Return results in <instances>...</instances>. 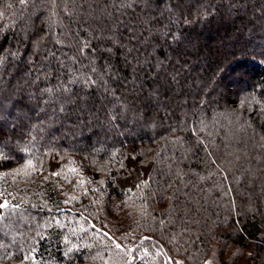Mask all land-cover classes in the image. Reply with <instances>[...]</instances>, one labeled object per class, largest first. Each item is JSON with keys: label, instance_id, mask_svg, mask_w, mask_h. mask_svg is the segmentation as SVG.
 Segmentation results:
<instances>
[{"label": "trees", "instance_id": "trees-1", "mask_svg": "<svg viewBox=\"0 0 264 264\" xmlns=\"http://www.w3.org/2000/svg\"><path fill=\"white\" fill-rule=\"evenodd\" d=\"M0 82V264H264V0H0Z\"/></svg>", "mask_w": 264, "mask_h": 264}, {"label": "rangeland", "instance_id": "rangeland-1", "mask_svg": "<svg viewBox=\"0 0 264 264\" xmlns=\"http://www.w3.org/2000/svg\"><path fill=\"white\" fill-rule=\"evenodd\" d=\"M209 8H210V6L208 5V6H206V10H209ZM239 10L242 12L243 10H244V8L241 6V8L239 7ZM227 14H228V16H230L229 14L231 13V11L230 10H228V12H226ZM58 32H60V29L58 28ZM60 56H58L57 57V59H58V62H59V64L61 65V64H65V62L67 61V55H65L64 53L61 55V54H59ZM51 56H54V54H51L50 55V57ZM41 59V60H40ZM39 59V61L38 62H40V63H45L46 62V60L47 59H49V56H47V59L45 58V57H43V58H40ZM59 65V66H60ZM62 66V65H61ZM13 75H12V73H10V75H9V77H12ZM33 76V74L32 73H29L26 77H25V80L27 79V78H30V77H32ZM65 78H67V77H65ZM24 80V81H25ZM64 81H67V80H64ZM1 83V82H0ZM127 84H129V86H131V87H133V86H135V84L132 82V80L131 81H127L126 82ZM62 86L63 85H61L60 87H58V88H55V92H57L59 95H61L63 92L62 91H64V89H62ZM28 94L29 95H33V94H31V92L29 91L28 92ZM39 95H40V93H39ZM159 95V92L156 90V91H152V92H149L148 94H147V100H152V99H154L155 97H157ZM110 97V95H106V94H102V98H109ZM53 98V97H52ZM48 99H50L49 97H48ZM113 100V103L114 104H116L115 106L116 107H119V104L115 101V99L113 98L112 99ZM50 101V100H49ZM88 104V105H87ZM89 104H91V102L88 100V102L86 101L85 103L83 102V103H81V105L78 107V108H74L73 107V109L72 110H75V112H77V113H79V115L78 116H80V117H85V116H88V118L92 121V122H94L95 121V113L93 112L94 110H91V105H89ZM72 105V104H71ZM73 106V105H72ZM90 107V108H89ZM235 108V107H234ZM119 112L121 113L122 112V114L124 115V116H127L128 115V112H127V110H125L124 108H120L119 109ZM119 113V114H120ZM125 114H127V115H125ZM25 118V120H28V119H30V117H28V116H26V117H24ZM133 119V118H132ZM107 122H104V121H102L101 122V125L100 126H98V128L100 129V130H103V131H109V129H107L108 127H107V124H106ZM93 124V123H92ZM128 125H135L134 124V122L133 121H129V124ZM82 126V125H81ZM70 128V127H69ZM83 129L84 130H86L84 127H83ZM84 130H82L81 128L79 129H72V136L74 137V138H77V139H79L80 137H82V135L84 134ZM103 146H105V145H103ZM97 147V146H96ZM98 149H100V147L98 146ZM233 254H231L230 256H232ZM204 264H217V262L216 261H214L213 260V258L212 259H209V258H207V259H205V261L203 262Z\"/></svg>", "mask_w": 264, "mask_h": 264}, {"label": "snow or ice", "instance_id": "snow-or-ice-1", "mask_svg": "<svg viewBox=\"0 0 264 264\" xmlns=\"http://www.w3.org/2000/svg\"><path fill=\"white\" fill-rule=\"evenodd\" d=\"M21 3H25L26 0H20ZM11 55V54H10ZM7 205H0V207H6Z\"/></svg>", "mask_w": 264, "mask_h": 264}]
</instances>
